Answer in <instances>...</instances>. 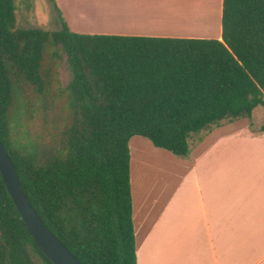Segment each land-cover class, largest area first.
Here are the masks:
<instances>
[{
    "label": "trees",
    "instance_id": "obj_1",
    "mask_svg": "<svg viewBox=\"0 0 264 264\" xmlns=\"http://www.w3.org/2000/svg\"><path fill=\"white\" fill-rule=\"evenodd\" d=\"M257 105L264 0H221L219 39L22 27L14 0H0V140L29 203L82 264H136L130 137L183 156L191 133ZM0 264H53L1 174Z\"/></svg>",
    "mask_w": 264,
    "mask_h": 264
},
{
    "label": "crops",
    "instance_id": "obj_2",
    "mask_svg": "<svg viewBox=\"0 0 264 264\" xmlns=\"http://www.w3.org/2000/svg\"><path fill=\"white\" fill-rule=\"evenodd\" d=\"M79 2L115 28L103 34L220 38L221 0H54ZM249 124L219 122L183 156L129 138L136 264H264V131Z\"/></svg>",
    "mask_w": 264,
    "mask_h": 264
},
{
    "label": "rangeland",
    "instance_id": "obj_3",
    "mask_svg": "<svg viewBox=\"0 0 264 264\" xmlns=\"http://www.w3.org/2000/svg\"><path fill=\"white\" fill-rule=\"evenodd\" d=\"M15 12L18 26L22 27H43L46 29H58L61 21H64L67 26L79 33H109L113 32L115 28H111L109 23L97 19L95 12H88L83 6L84 4L79 2L73 9H65L63 5L56 6L55 3H51L49 0H14ZM213 21L211 24L217 29L220 22L217 19V11L213 13ZM200 32L202 30H199ZM201 37L211 36L212 31L201 32ZM57 75L61 85H65L69 79V67L66 61L65 55H62L61 60L57 64ZM263 108L260 105L255 106L250 114V128L257 130L258 126L263 122ZM40 116L35 114V118L32 121V125L38 128ZM220 123H224L221 120ZM213 128V127H212ZM232 130V126H231ZM204 131L191 133L188 138V145L195 144L203 138ZM227 151L224 150L220 154L222 159L230 157L232 163V142L231 145L226 144ZM229 154L231 156H229ZM227 162V160H224Z\"/></svg>",
    "mask_w": 264,
    "mask_h": 264
},
{
    "label": "water",
    "instance_id": "obj_4",
    "mask_svg": "<svg viewBox=\"0 0 264 264\" xmlns=\"http://www.w3.org/2000/svg\"><path fill=\"white\" fill-rule=\"evenodd\" d=\"M0 174L38 248L53 264H82L50 231L25 196L15 166L0 140Z\"/></svg>",
    "mask_w": 264,
    "mask_h": 264
},
{
    "label": "bare ground",
    "instance_id": "obj_5",
    "mask_svg": "<svg viewBox=\"0 0 264 264\" xmlns=\"http://www.w3.org/2000/svg\"><path fill=\"white\" fill-rule=\"evenodd\" d=\"M152 2H154V1H152ZM161 21V20H160ZM163 25V24H162ZM166 25H168V24H166Z\"/></svg>",
    "mask_w": 264,
    "mask_h": 264
}]
</instances>
